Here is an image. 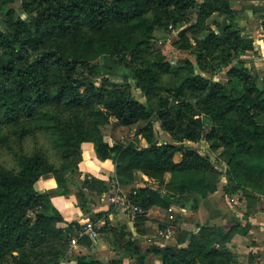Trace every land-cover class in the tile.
<instances>
[{
    "label": "trees",
    "instance_id": "16d2710c",
    "mask_svg": "<svg viewBox=\"0 0 264 264\" xmlns=\"http://www.w3.org/2000/svg\"><path fill=\"white\" fill-rule=\"evenodd\" d=\"M16 2L23 18L10 7ZM230 2L0 0V145H7L11 137L20 140L44 131L62 159L55 166L38 152L22 153L16 156V170L0 167V264H17L12 252L26 247L36 251L52 240L69 245L78 223L59 228L63 218L51 203V194L36 191L34 185L50 175L56 183L54 192L68 195L66 176L78 175L83 143L91 144L99 161L113 163L109 183L129 185L137 173L159 181V188L136 185L132 195L133 185L129 192L144 212L172 204L196 209L200 199L216 192L218 172L195 146L202 137L212 150H219L218 159L225 164L224 195L239 194L248 205L264 196V76L246 65L244 55L252 50V40L238 26ZM219 17L226 20L224 26ZM168 27L178 31L177 48L191 51L196 66L186 61L172 69L161 53L149 54L154 30ZM111 58L127 64L126 78L154 106L134 98L127 86L104 77L97 81ZM222 69L230 84H238L237 94L211 76H201ZM171 71L185 78L179 85H162V75ZM58 107L69 111L95 107L96 119L90 125L73 117L61 119L52 112ZM111 118L120 126H136L134 139L106 142L103 127ZM153 118L170 140H157ZM204 119L210 126L203 136ZM74 185L82 199L81 212L93 221L103 219L99 233L111 234L117 243L120 258L108 264H122L125 254L132 264H145L149 255L157 256L161 264L236 263L226 244L239 226L224 230L202 225L190 234L186 246L142 250L131 240V231L110 225L113 207L94 212L86 205L83 190L101 195L109 189L107 182L88 176L82 185ZM134 221L142 233L144 215ZM54 252L57 258L62 256ZM75 261L101 264L86 254Z\"/></svg>",
    "mask_w": 264,
    "mask_h": 264
},
{
    "label": "crops",
    "instance_id": "0c3cea01",
    "mask_svg": "<svg viewBox=\"0 0 264 264\" xmlns=\"http://www.w3.org/2000/svg\"><path fill=\"white\" fill-rule=\"evenodd\" d=\"M230 3L236 11L238 26L244 30V35L252 40V50L244 55L246 65L264 76V0H231ZM257 20L261 25L260 23L258 25ZM85 145H88L87 148H83ZM81 158L78 164L79 176L88 173L99 180L108 182L114 173L113 163L110 160L99 161L89 143L82 144ZM225 184L226 182H222L221 187L217 185L215 193L206 199H200L196 209L175 204L170 205L168 209L158 207L148 209L144 212L145 221L140 227L142 233L138 232L136 222L129 220L127 214L120 216L114 211L111 212L108 216L110 225L116 228L124 226L125 231H131V240L142 250L186 246L190 234L195 233L202 225L218 226L224 230L239 226V230L226 244L236 256L234 264H264V196H260L258 200L251 203L252 205L247 204L231 212L219 205V198L223 194L222 188ZM34 188L38 192L51 194V203L63 218V222L57 225L59 228L64 229L73 221L80 223L87 218L76 206V200L71 191L66 197L52 196L56 189L52 176L40 177ZM107 208L109 207H104V209ZM90 209H92L91 206ZM92 211L97 212L93 209ZM106 234L105 238L101 240L97 238L93 242L94 245L90 248L92 254H88L101 264H108L111 260L120 258L118 251L116 254L108 242L114 246H117V243L111 234ZM82 249L86 250L84 247ZM124 257L122 264H132V260L128 259L126 254ZM145 264H161V262L157 256L149 255L145 259Z\"/></svg>",
    "mask_w": 264,
    "mask_h": 264
},
{
    "label": "rangeland",
    "instance_id": "374dc122",
    "mask_svg": "<svg viewBox=\"0 0 264 264\" xmlns=\"http://www.w3.org/2000/svg\"><path fill=\"white\" fill-rule=\"evenodd\" d=\"M202 1V0H198ZM19 2L14 3L13 5H10V7L14 8L16 14L19 15L21 18L24 17L23 14L17 13L19 12L18 7ZM1 17V16H0ZM263 18V17H262ZM261 19V18H260ZM217 21L221 24V26H224L226 24V20L223 17H219ZM258 25L259 21L257 20ZM238 23V22H237ZM261 25V23H260ZM177 30L174 28L168 27L167 29L163 28H157L154 30L151 39L149 40L147 51L149 54H154L156 52H159L163 55L165 60L169 62L172 69L183 67L184 63L186 61L192 62L194 66H196L195 63V56L191 51H183L179 50L177 48ZM128 72L127 64L124 61L119 60L118 58H111L107 63L106 67L103 69L102 74L97 77V81L101 78H107L111 84L126 87L128 92L134 96L137 100L141 102L148 103L152 106H154V102L147 100L141 92L135 87L134 82L126 78V74ZM198 72V71H197ZM226 69H222L220 72H217L213 75L209 74H201L203 77H209L211 76L212 80L221 82L224 85H228L229 90L233 94H237L238 84L235 82H232L231 84L228 82V78L225 74ZM260 74V73H259ZM262 75V74H260ZM161 83L162 85H179L185 78L183 73H175L171 71L168 74H164L161 77ZM193 104L196 108H198L197 104L193 101ZM94 108L95 107H84L81 110H65L63 107L55 108L52 112L58 114L61 119H66L68 117L76 118L78 121L83 123L84 125H90L95 119L96 115L94 114ZM204 123L206 128L204 129L203 136L208 131V128L210 126V123L207 119H204ZM153 124L157 133V140L159 142L170 140L169 136L162 132L159 127L158 123L153 118ZM136 126L131 127H124L120 126L116 123L115 119L111 118L109 121V124L103 127V136L104 140L108 142L110 145L115 144H124L129 142L130 140L134 139L135 133H136ZM88 144V143H86ZM88 145H85L83 148H87ZM196 148L199 150L200 154L208 156L211 161L213 162L216 171L218 172V186L221 187L222 182H226L225 178V164L218 159L219 150L214 151L211 148V145L209 142L205 141L204 137L195 144ZM34 152H38L41 154L45 161L47 163H51L55 166H58L61 162V156L59 151L54 148L52 140L50 138V135L44 131H38L33 135L26 136L20 140H17L13 137L9 139V142L7 145H0V167L5 169H12L16 170L18 168L16 156L18 154H27L30 155ZM113 175V174H112ZM111 175V176H112ZM88 176H91L93 178L94 175L86 173L83 176H79L76 174H73L72 176H66L68 179V190L73 193L75 200H76V206L79 208L80 204H82V199H78L77 197V188L74 185L83 183L84 178L86 177L88 179ZM146 177V176H145ZM144 175L137 173L135 180L133 183L126 185V186H120L117 187V184L115 182L109 183L107 182V186L109 189L105 193L101 195H93L92 193L88 192V190H83L85 193V196L88 197L86 205L91 206L93 210L96 211H104L109 209L111 206L113 207V211L115 213H118L120 216H124L126 214L125 208L121 205V195L123 193H129L132 186L141 185V186H147L150 188H159L160 183L158 180H152L150 178H145ZM169 177L168 174L164 175V180H167ZM98 179V178H97ZM61 190H58L53 192L52 196H62L59 195ZM69 195V194H68ZM68 195H65L68 196ZM240 195H224V193L219 198V205L222 208H227L228 210H234L235 208L244 207L247 205V201L240 200ZM110 198H114L112 201ZM233 200V201H231ZM249 205H252L254 201H248ZM109 207L107 209H104V207ZM103 207V209H101ZM112 211V212H113ZM117 224V223H116ZM119 226V225H117ZM67 228V227H66ZM64 228V229H66ZM107 235L106 233H99L97 237L94 239L89 238L88 236L80 237L78 240V244L76 247H70L66 242H60L56 240L50 241L45 247L42 249H38L36 251H33V249H21L20 251H13L11 256H14L17 260V264H22L25 262V260H28V264H76L75 257L79 254H92L90 251L91 246L94 245L93 242L97 238L100 240L102 238H105L104 236ZM108 237V236H106ZM89 241V243H88ZM110 246L113 247V251H120L117 249V246H114V244H111V242H108ZM86 248L84 251L82 248ZM54 250L61 252L62 256L60 258H57V255H54ZM83 250V251H82ZM144 250V249H143ZM37 252V253H36ZM11 256H9V260H11Z\"/></svg>",
    "mask_w": 264,
    "mask_h": 264
},
{
    "label": "built area",
    "instance_id": "2783aa9c",
    "mask_svg": "<svg viewBox=\"0 0 264 264\" xmlns=\"http://www.w3.org/2000/svg\"><path fill=\"white\" fill-rule=\"evenodd\" d=\"M137 187L138 186L134 187L133 190L131 191L132 195L136 194L135 189H137ZM110 199L112 201H116V200H113L114 198H110ZM120 200H121V205L126 210V214L129 220L134 221L138 215L140 214L144 215V211L142 210V208L139 207L135 202H133L130 199V193L122 192ZM103 225H104L103 219L93 221L89 218H86L82 220L80 223H78V227L76 228L74 227L72 229V235L69 240V246L73 248L76 247L78 244L79 238L83 236H88L89 238L94 239L95 237L98 236L99 231L101 230Z\"/></svg>",
    "mask_w": 264,
    "mask_h": 264
}]
</instances>
